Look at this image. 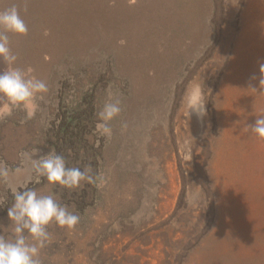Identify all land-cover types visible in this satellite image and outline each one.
<instances>
[{
	"label": "rangeland",
	"instance_id": "374dc122",
	"mask_svg": "<svg viewBox=\"0 0 264 264\" xmlns=\"http://www.w3.org/2000/svg\"><path fill=\"white\" fill-rule=\"evenodd\" d=\"M12 5L28 26L9 33L16 66L48 91L31 119L0 121V235L11 189L31 188L80 217L48 226L43 264H264V139L248 128L264 116V0H0ZM196 86L203 117L186 104ZM63 121L76 127L61 139ZM35 148L91 165L94 182L49 183Z\"/></svg>",
	"mask_w": 264,
	"mask_h": 264
},
{
	"label": "clouds",
	"instance_id": "9594fccd",
	"mask_svg": "<svg viewBox=\"0 0 264 264\" xmlns=\"http://www.w3.org/2000/svg\"><path fill=\"white\" fill-rule=\"evenodd\" d=\"M9 33L28 35V26L16 5L0 10V60L6 65L0 70V121L11 117L15 110L24 111L26 119H31L37 97L47 93L48 86L46 81L32 75V68L16 66L18 57L11 48ZM259 72L261 89L264 88V62L259 63ZM256 78L253 74L250 79ZM249 89L258 91L251 84ZM205 103L204 93L199 86L186 93L189 112H195L200 117L205 116ZM120 112L121 101L110 97L97 113L99 122L95 126L96 132L102 137L110 138L112 129L109 122ZM248 128L257 134L258 138L264 139V116L257 118ZM37 153L38 149L35 148L32 153L33 167L37 175L46 177L49 183L76 189L82 182H94L90 174L91 165L85 166L83 170L79 167H68L64 157L54 149L34 159L33 156ZM11 192L13 203L7 209V216L13 226V236L7 239L0 235V264H43L40 252L52 238L48 226L54 222L60 227L74 229L80 217L69 211L66 205L58 203L52 194H38L31 188H13Z\"/></svg>",
	"mask_w": 264,
	"mask_h": 264
},
{
	"label": "trees",
	"instance_id": "16d2710c",
	"mask_svg": "<svg viewBox=\"0 0 264 264\" xmlns=\"http://www.w3.org/2000/svg\"><path fill=\"white\" fill-rule=\"evenodd\" d=\"M65 124V122L63 121V122H60V126H59V128H60V130H61V134L59 135V138H61V139H64V138H66L67 136H68V132H70V134L73 132V131H70L69 130V127H71V126H75L76 127V124H74V125H69L68 123L67 124H65V126H64V128L62 127V125H64ZM59 133V132H58ZM63 134V135H62ZM62 135V136H61Z\"/></svg>",
	"mask_w": 264,
	"mask_h": 264
},
{
	"label": "crops",
	"instance_id": "0c3cea01",
	"mask_svg": "<svg viewBox=\"0 0 264 264\" xmlns=\"http://www.w3.org/2000/svg\"><path fill=\"white\" fill-rule=\"evenodd\" d=\"M8 118H9V117H8ZM8 118H7V119H8ZM3 170H4L3 167H1V168H0V171H3ZM3 172H4V171H3ZM4 173H7V172H4Z\"/></svg>",
	"mask_w": 264,
	"mask_h": 264
}]
</instances>
